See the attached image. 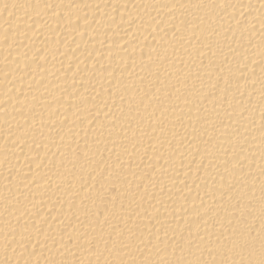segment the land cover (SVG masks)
<instances>
[{
  "label": "bare ground",
  "instance_id": "obj_1",
  "mask_svg": "<svg viewBox=\"0 0 264 264\" xmlns=\"http://www.w3.org/2000/svg\"><path fill=\"white\" fill-rule=\"evenodd\" d=\"M0 264H264V0H0Z\"/></svg>",
  "mask_w": 264,
  "mask_h": 264
}]
</instances>
